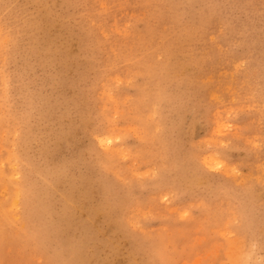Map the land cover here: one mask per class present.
Returning a JSON list of instances; mask_svg holds the SVG:
<instances>
[{"label": "rangeland", "instance_id": "rangeland-1", "mask_svg": "<svg viewBox=\"0 0 264 264\" xmlns=\"http://www.w3.org/2000/svg\"><path fill=\"white\" fill-rule=\"evenodd\" d=\"M0 26V264H264V0H0Z\"/></svg>", "mask_w": 264, "mask_h": 264}, {"label": "bare ground", "instance_id": "bare-ground-1", "mask_svg": "<svg viewBox=\"0 0 264 264\" xmlns=\"http://www.w3.org/2000/svg\"><path fill=\"white\" fill-rule=\"evenodd\" d=\"M50 1V0H49ZM135 13V12H134ZM131 14V13H130ZM102 15V14H101ZM126 21V20H125ZM1 27V26H0ZM132 32V31H131ZM93 35V34H92ZM105 35V34H104ZM7 36V35H6ZM235 39V38H234ZM233 39V40H234ZM180 40V39H179ZM215 42V41H214ZM213 42V43H214ZM6 43V42H5ZM221 43V42H220ZM44 45V44H43ZM221 45V44H220ZM66 47V46H65ZM111 47V46H110ZM130 47V46H129ZM218 47V46H217ZM89 53V52H88ZM96 53V52H95ZM160 53V52H159ZM158 53V54H159ZM171 53H172V51H171ZM214 54V53H213ZM170 55V54H169ZM94 58V57H93ZM113 58V57H112ZM117 59V58H116ZM163 60V59H162ZM165 60V59H164ZM115 61V60H114ZM170 62V61H169ZM232 63V62H231ZM155 64V63H154ZM163 64V63H162ZM162 64H160V65H162ZM153 65V64H152ZM151 65V66H152ZM172 66V65H171ZM243 66V65H242ZM110 67V66H109ZM194 67V66H193ZM164 68V67H163ZM56 69V68H55ZM233 69V68H232ZM157 70V69H156ZM159 70V69H158ZM166 70V69H165ZM1 71V70H0ZM107 71V70H106ZM131 71V70H130ZM218 71V70H217ZM2 72V71H1ZM134 72V71H133ZM144 72V71H143ZM174 72V71H173ZM148 73V72H147ZM146 73V74H147ZM169 73H171V72H169ZM139 74V73H138ZM140 74H142V73H140ZM151 74V73H150ZM153 74H155V73H153ZM152 74V75H153ZM178 74V73H177ZM128 75V74H127ZM133 75V74H132ZM143 75V74H142ZM160 75V74H159ZM164 75V74H163ZM182 75V74H181ZM184 75V74H183ZM182 75V76H183ZM156 76V75H155ZM2 77V76H1ZM135 77H136V75H135ZM168 77H169V75H168ZM178 77V76H177ZM206 77V76H205ZM216 77V76H215ZM118 78V77H117ZM153 78V77H152ZM211 78V77H210ZM158 79V78H157ZM160 79V78H159ZM168 79V78H167ZM170 79L172 80V78L170 77ZM164 80V79H163ZM180 80H182V79H180ZM255 80V79H254ZM208 81V80H207ZM140 82V81H139ZM157 82V81H156ZM160 82V81H159ZM167 83V82H166ZM165 83V84H166ZM169 83V82H168ZM95 84V83H94ZM140 84V83H139ZM158 84V83H157ZM171 84V83H170ZM194 84V83H193ZM196 84V83H195ZM142 85H144L143 83H142ZM146 85H147V83H146ZM154 85V84H153ZM167 85V84H166ZM141 86V85H140ZM93 87V86H92ZM169 87V86H168ZM229 87V86H228ZM160 88V87H159ZM114 89V88H113ZM122 89V88H121ZM226 89V88H225ZM126 90V89H125ZM141 90V89H140ZM91 91V90H90ZM155 91V90H154ZM166 91V90H165ZM128 92V91H127ZM213 92V91H212ZM160 94V93H159ZM162 94V93H161ZM217 94V93H216ZM45 95V94H44ZM99 95V94H98ZM140 95V94H139ZM211 95V94H210ZM115 96V95H114ZM88 97V96H87ZM176 97V96H175ZM133 98V97H132ZM228 99V98H227ZM18 100V99H17ZM68 100V99H67ZM106 100H108V99H106ZM105 100V101H106ZM120 100V99H119ZM140 100V99H139ZM184 100V99H183ZM102 101V100H101ZM109 102V101H108ZM184 102V101H183ZM247 102V101H246ZM47 103V102H46ZM57 103V102H56ZM59 103V102H58ZM64 103V102H63ZM111 103V102H110ZM129 103V102H128ZM131 103V102H130ZM73 104V103H72ZM115 104V103H114ZM138 104V103H137ZM50 105V104H49ZM67 105V104H66ZM230 105V104H229ZM62 106V105H61ZM94 106V105H93ZM119 107V106H118ZM229 107V106H228ZM92 108V107H91ZM182 108V107H181ZM225 108V107H224ZM4 109V108H3ZM46 110H47V108H45ZM262 109V108H261ZM193 110V109H192ZM62 111V110H61ZM71 111V110H70ZM99 111H101V110H99ZM174 111V110H173ZM46 112V111H45ZM179 112V111H178ZM43 113V112H42ZM68 113V112H67ZM262 113V112H261ZM96 114V113H95ZM120 114V113H119ZM118 114V115H119ZM98 115V114H97ZM213 115V114H212ZM259 115V114H258ZM74 116V115H73ZM216 116V115H215ZM221 116V115H220ZM230 116V115H229ZM83 118V117H82ZM124 118V117H123ZM129 120V119H128ZM226 120V119H225ZM251 120V119H250ZM118 121V120H117ZM131 121V120H130ZM53 122V121H52ZM82 122H83V120H82ZM97 122H99V120L97 121ZM217 122V121H216ZM2 123V122H1ZM72 124V123H71ZM155 124V123H154ZM71 127V126H70ZM66 128V127H65ZM11 129V128H10ZM213 129V128H212ZM101 130V129H100ZM221 130V129H220ZM70 132V131H69ZM97 132V131H96ZM46 133V132H45ZM127 133V132H126ZM94 134V133H93ZM118 134V133H117ZM236 134V133H235ZM241 134V133H240ZM98 135V134H97ZM11 137V136H10ZM53 137V136H52ZM67 137V136H66ZM139 137V136H138ZM247 137V136H246ZM2 138V137H1ZM26 138V137H25ZM106 138V137H105ZM119 138V137H118ZM109 139V138H108ZM123 139V138H122ZM43 140V139H42ZM214 140V139H213ZM249 141V140H248ZM44 142V141H43ZM10 143V142H9ZM17 144V143H16ZM26 144V143H25ZM162 144V143H161ZM257 144V143H256ZM199 145V144H198ZM13 147V146H12ZM88 149V148H87ZM108 149V148H107ZM125 149V148H124ZM218 150V149H217ZM1 151V150H0ZM39 151V150H38ZM98 151V150H97ZM96 151V152H97ZM99 152V151H98ZM97 152V153H98ZM117 152V151H116ZM147 152V151H146ZM215 152V151H214ZM217 152V151H216ZM101 153V152H100ZM108 154V153H107ZM110 154V153H109ZM209 155V154H208ZM212 155V154H211ZM218 155V154H217ZM254 155V154H253ZM162 156V155H161ZM91 157V156H90ZM99 157H102V156H99ZM110 157V156H109ZM213 157V156H212ZM2 158V157H1ZM74 158V157H73ZM105 158H106V156H105ZM142 158V157H141ZM146 158H148V157H146ZM8 159V158H7ZM68 159H70V158H68ZM131 160V159H130ZM207 160V159H206ZM221 160V159H220ZM222 161V160H221ZM224 161V160H223ZM112 162V161H111ZM258 162V161H257ZM3 164V163H2ZM94 164H96V163H94ZM99 164V163H98ZM229 164V163H228ZM97 165V164H96ZM176 166V165H175ZM52 167V166H51ZM81 167V166H80ZM208 167V166H207ZM101 168V167H100ZM118 168V167H117ZM237 168V167H236ZM62 169V168H61ZM95 169V168H94ZM123 169V168H122ZM134 169V168H133ZM1 171L0 172H2V169H0ZM18 172V171H17ZM161 172V171H160ZM36 173V172H35ZM45 173V172H44ZM54 173V172H53ZM98 173H100V172H98ZM175 173V172H174ZM244 173V172H243ZM6 174V173H5ZM62 174V173H61ZM90 174V173H89ZM105 174V173H104ZM118 174V173H117ZM179 174V173H178ZM230 174V173H229ZM130 175H132V174H130ZM264 175V174H263ZM1 176V175H0ZM9 176V175H8ZM10 176H12V175H10ZM93 176V175H92ZM94 176H95V174H94ZM121 176V175H120ZM133 176V175H132ZM145 176V175H144ZM160 176V175H159ZM234 176V175H233ZM14 177V176H13ZM55 177V176H54ZM71 177V176H70ZM135 177V176H134ZM1 178V177H0ZM12 178V177H11ZM60 178V177H59ZM263 178V177H262ZM8 179V178H7ZM87 179V178H86ZM99 179V178H98ZM103 179V178H102ZM162 179V178H161ZM169 179V178H168ZM172 180V179H171ZM173 180H174V178H173ZM263 180V179H262ZM156 181V180H155ZM160 181V180H159ZM175 181V180H174ZM243 181V180H242ZM2 182H3V179H2ZM125 183V182H124ZM157 183V182H156ZM0 184H1V182H0ZM13 184V183H12ZM66 184V183H65ZM91 184H92V182H91ZM167 184V183H166ZM174 184V183H173ZM19 185V184H18ZM108 185V184H107ZM6 186V185H5ZM138 186V185H137ZM52 187V186H51ZM105 187V186H104ZM108 187V186H107ZM107 187H105V188H107ZM112 187V186H111ZM143 187H144V185H143ZM10 188V187H9ZM20 188V187H19ZM146 188V187H145ZM149 188V187H148ZM14 189V188H13ZM54 189V188H53ZM128 189V188H127ZM172 189V188H171ZM165 190V189H164ZM167 190V189H166ZM176 190V189H175ZM7 191V190H6ZM12 191V190H11ZM19 189L17 190V189H15V195H17L18 193H19ZM185 191V190H184ZM238 191V190H237ZM14 192V191H13ZM12 192V193H13ZM14 194H12V196H14ZM23 194H24V192H23ZM113 194V193H112ZM134 194V193H133ZM104 195V194H103ZM79 196V195H78ZM9 197H11V196H9ZM18 198V197H17ZM16 198V199H17ZM50 198V197H49ZM156 198V197H155ZM141 199V198H140ZM0 200H2V198L0 199ZM18 200V199H17ZM132 200V199H131ZM139 200V199H138ZM160 200V199H159ZM19 201V200H18ZM25 201H26V199H25ZM63 201V200H62ZM125 201V200H124ZM137 201V200H136ZM153 202H154V200H153ZM18 204V203H17ZM85 204V203H84ZM128 204V203H127ZM148 204H149V202H148ZM204 204V203H203ZM13 205V204H12ZM134 205V204H133ZM156 205V204H155ZM13 206H15V205H13ZM201 206V205H200ZM145 207V206H144ZM204 207V206H203ZM131 208H132V206H131ZM4 209H5V207H4ZM130 209V208H129ZM137 209H139V208H137ZM110 212V211H109ZM125 212H126V210H125ZM134 212V211H133ZM111 213V212H110ZM131 213H132V211H131ZM13 214V213H12ZM19 214V213H18ZM151 214V213H150ZM10 216V215H9ZM8 216V217H9ZM13 216V215H12ZM126 216V215H125ZM132 216V215H131ZM151 216V215H150ZM17 217V216H16ZM15 217V218H16ZM130 217V216H129ZM133 217V216H132ZM12 218V217H11ZM135 218V217H134ZM20 219V218H19ZM118 220V219H117ZM199 220V219H198ZM228 220V219H227ZM15 221H17V220H15ZM30 221V220H29ZM210 221V220H209ZM195 224V223H194ZM141 225V224H140ZM128 226V225H127ZM191 226V225H190ZM123 227V226H122ZM119 228V227H118ZM1 230V229H0ZM18 230V229H17ZM19 231V230H18ZM21 231V230H20ZM3 232V231H2ZM133 232V231H132ZM8 233V232H7ZM15 233V232H14ZM30 234V233H29ZM177 234V233H176ZM175 234V235H176ZM31 235V234H30ZM152 235V234H151ZM163 235V234H162ZM28 236V235H27ZM34 236V235H33ZM161 236V235H160ZM184 236V235H183ZM36 237V236H35ZM28 238V237H27ZM157 238V237H156ZM160 241V240H159ZM164 241V240H163ZM46 243V242H45ZM173 243V242H172ZM25 248V247H24ZM32 248V247H31ZM30 248V249H31ZM17 249V248H16ZM164 249V248H163ZM7 250V249H6ZM42 250H44V249H42ZM157 250V249H156ZM251 250V249H250ZM253 251V250H252ZM30 252V251H29ZM158 252V251H157ZM169 252V251H168ZM23 254V253H22ZM187 254H188V252H187ZM158 256V255H157ZM23 257V256H22ZM232 258V257H231ZM50 261V260H49ZM11 263V262H10ZM36 263V262H35Z\"/></svg>", "mask_w": 264, "mask_h": 264}]
</instances>
